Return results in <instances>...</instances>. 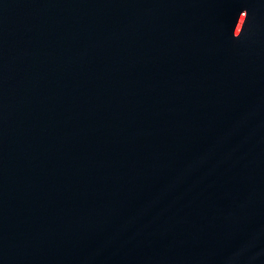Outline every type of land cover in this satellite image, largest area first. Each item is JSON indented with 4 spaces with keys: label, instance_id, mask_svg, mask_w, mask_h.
Returning a JSON list of instances; mask_svg holds the SVG:
<instances>
[{
    "label": "water",
    "instance_id": "obj_1",
    "mask_svg": "<svg viewBox=\"0 0 264 264\" xmlns=\"http://www.w3.org/2000/svg\"><path fill=\"white\" fill-rule=\"evenodd\" d=\"M0 264H264V0H0Z\"/></svg>",
    "mask_w": 264,
    "mask_h": 264
}]
</instances>
